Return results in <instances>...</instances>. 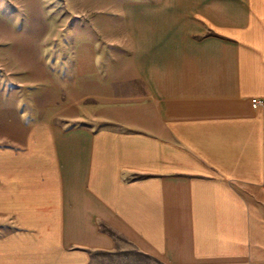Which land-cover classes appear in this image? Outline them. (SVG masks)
<instances>
[{"label":"crops","instance_id":"1","mask_svg":"<svg viewBox=\"0 0 264 264\" xmlns=\"http://www.w3.org/2000/svg\"><path fill=\"white\" fill-rule=\"evenodd\" d=\"M131 12L140 91L108 126L43 121L0 145V264H258L264 0Z\"/></svg>","mask_w":264,"mask_h":264},{"label":"rangeland","instance_id":"2","mask_svg":"<svg viewBox=\"0 0 264 264\" xmlns=\"http://www.w3.org/2000/svg\"><path fill=\"white\" fill-rule=\"evenodd\" d=\"M145 2L0 0V145L20 146L43 121L108 126L101 118L140 91L131 80L130 28L132 4ZM250 202L264 264V196Z\"/></svg>","mask_w":264,"mask_h":264},{"label":"built area","instance_id":"3","mask_svg":"<svg viewBox=\"0 0 264 264\" xmlns=\"http://www.w3.org/2000/svg\"><path fill=\"white\" fill-rule=\"evenodd\" d=\"M251 105L254 110L264 109V99L252 98Z\"/></svg>","mask_w":264,"mask_h":264}]
</instances>
